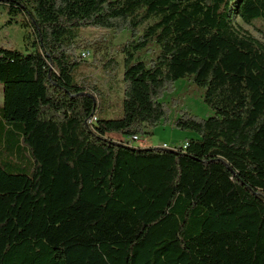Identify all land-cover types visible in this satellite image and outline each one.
<instances>
[{"label":"trees","instance_id":"1","mask_svg":"<svg viewBox=\"0 0 264 264\" xmlns=\"http://www.w3.org/2000/svg\"><path fill=\"white\" fill-rule=\"evenodd\" d=\"M0 7L28 31L24 52L0 48V264H264V43L236 23L264 26V0ZM86 28L131 34L120 117L83 73L94 67L80 56L94 47ZM94 58L117 81L118 60ZM182 79L204 89L213 116L171 120L163 98ZM162 123L198 139L165 148L111 137Z\"/></svg>","mask_w":264,"mask_h":264},{"label":"rangeland","instance_id":"2","mask_svg":"<svg viewBox=\"0 0 264 264\" xmlns=\"http://www.w3.org/2000/svg\"><path fill=\"white\" fill-rule=\"evenodd\" d=\"M8 8L0 7V48L9 50H26L25 36L28 32L22 27L23 15L19 14L16 17V21L10 25V20L13 19ZM237 26L247 31L253 37L264 43V33L262 32L264 26L260 23L254 25H247L242 20H237ZM131 39L129 31H124L121 34H115L113 32L100 31L95 28L83 29V41L92 42L93 48L83 50L80 56L83 60L87 61L88 65H94V67H83V73L91 74L101 85V87L108 94V102L103 104V108L107 106L110 110V116L120 117L122 115V101L124 98V54L122 53V45ZM154 47V46H153ZM96 51L102 57H113L118 60L120 69L118 71L117 81H112L107 78L103 69H94L98 66L95 63ZM87 53L86 57L82 56V53ZM155 49L148 52H143L141 58L148 60L154 56ZM204 89L198 87L189 79H182L177 81L174 85V91L164 95L163 102H166L171 110V120L181 115L182 112H189L199 118L207 119L213 116L215 113L207 106L203 100ZM3 104V85L0 84V106ZM112 118V117H111ZM192 132L181 131L175 129L170 123L158 125L152 130V134L140 138V142L134 143L135 146L152 145L153 147H159L166 144L169 148L182 147ZM197 136V134H195ZM191 138V137H189ZM198 138V137H196ZM114 139V138H112ZM148 142V143H147ZM7 158L6 156L3 157ZM25 164L29 168L28 159L24 160Z\"/></svg>","mask_w":264,"mask_h":264},{"label":"built area","instance_id":"3","mask_svg":"<svg viewBox=\"0 0 264 264\" xmlns=\"http://www.w3.org/2000/svg\"><path fill=\"white\" fill-rule=\"evenodd\" d=\"M86 55H87V53H84L83 54L84 57H86ZM119 141L122 142V143H126V142H129V143H138V142H140V138H138V137H130V138L121 137V139ZM162 147L168 148L167 145H163Z\"/></svg>","mask_w":264,"mask_h":264},{"label":"crops","instance_id":"4","mask_svg":"<svg viewBox=\"0 0 264 264\" xmlns=\"http://www.w3.org/2000/svg\"><path fill=\"white\" fill-rule=\"evenodd\" d=\"M177 118V117H176ZM176 118H174V119H176ZM189 137H191V138H187L186 137V139H187V141H189V140H191V139H198V138H196V137H198V136H196L195 134L193 135V134H191V135H188ZM111 137L112 138H114V140H120L121 139V135H119V134H112L111 135ZM148 143V142H147ZM164 145H166V144H164ZM143 147H153L152 145H143Z\"/></svg>","mask_w":264,"mask_h":264}]
</instances>
